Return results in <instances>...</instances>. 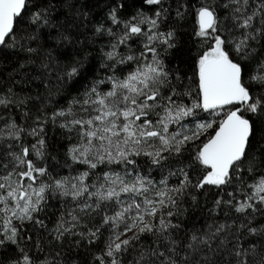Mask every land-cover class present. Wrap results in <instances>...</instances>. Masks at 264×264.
<instances>
[{"label":"snow or ice","instance_id":"6c2138e0","mask_svg":"<svg viewBox=\"0 0 264 264\" xmlns=\"http://www.w3.org/2000/svg\"><path fill=\"white\" fill-rule=\"evenodd\" d=\"M139 3L133 15L121 19L118 10H123L125 3L117 2L108 14L111 26L100 24L95 28L98 35L109 38L101 48V67L105 74L90 80L66 108L51 116H36V127L27 132L37 137L35 143H20L21 134L26 130L11 117L8 118L11 122L6 121L0 127V141H15L19 148L15 152L12 144L2 145L4 152L0 153V168L12 164L6 175H0V236L3 237L0 248L6 243L18 245L23 238L32 239L24 232L25 222L41 229L47 227L38 216L47 203V193L70 199L73 205L49 231L54 242L62 246L65 237H79L75 245L82 239L91 245L99 239L101 228L110 233L102 250L94 257L96 264H264V225L252 224L254 214L264 215V177L247 185L251 191L242 192L243 199L238 200L235 194L228 193L229 199L218 195L214 202L212 212L226 206L245 214V222L209 224L203 230L187 233L184 241L173 235L180 228V224L173 221L182 211L178 201L186 190L206 186L223 189L231 185L241 170L240 164L248 159L258 121L264 120V91H257L252 83L264 90V61L256 58L257 49L253 47L254 43L264 40V0H225L223 4L201 0L196 11L199 20L196 36L210 38L213 43L197 61L199 100L191 106L178 102L182 95L191 93L182 94L178 90L179 75H175L177 83L173 84V74L160 58L176 46V30H161V24L170 15L169 0H139ZM176 5L175 17L180 19L188 5L183 0H176ZM144 6L150 7L151 15L144 11ZM27 7L28 0H0V46L38 54V49L25 47L14 35L16 19ZM217 8L227 10V15L221 18ZM46 15L47 10H38L32 20L46 24ZM225 21L229 22L227 28ZM113 27L117 30L113 31ZM22 39L34 41L36 37L30 35ZM60 39L68 37L60 33ZM134 40L139 42L138 50L130 43ZM249 60L255 62L251 75ZM25 66L21 63L20 68ZM39 66L46 77L55 71L61 82L79 77L82 67L81 62L76 61L59 71L61 65L55 63L50 54ZM129 66L132 70L125 72ZM28 99L19 97L9 88L6 93H0V106L8 109L27 104ZM228 105L239 107L225 113L218 131L193 157V164L205 169L201 177H190L192 165H184L170 173L181 176L176 187H169L166 179L158 186L138 170L131 182L123 178L133 175L137 168L133 157L148 156L153 165L162 166L170 157L182 154L184 145L211 126L196 120L197 109L216 114ZM189 117L193 122L191 128L180 123ZM57 118L62 119L59 127L65 129L70 138L74 134L76 142L68 149L70 159L87 166L74 177H53L44 162L46 143L42 125L48 120L55 123ZM169 123L179 124L180 130L169 133ZM141 145L152 150L144 151ZM113 164L121 166V171L110 169L96 175L92 183L87 182L99 165ZM17 168L23 170L17 172ZM109 209L111 214H108ZM96 216L100 217V227L87 228L83 222ZM81 226L87 231H77ZM145 234L152 242L139 245ZM241 234L259 239L248 243ZM18 250L21 256L14 264H34L23 249ZM126 255L131 259H126ZM43 264H62L60 253H53Z\"/></svg>","mask_w":264,"mask_h":264},{"label":"trees","instance_id":"16d2710c","mask_svg":"<svg viewBox=\"0 0 264 264\" xmlns=\"http://www.w3.org/2000/svg\"><path fill=\"white\" fill-rule=\"evenodd\" d=\"M124 1L28 0V7L24 14L16 19L14 35L16 40L24 44L25 47L38 49V54H30L20 48L0 46V92H7L9 88H12L13 92L19 97H29L27 104L9 106L8 109L0 106L1 116L5 114L4 117L2 116V118L6 119L4 121L11 122L8 120L11 117L16 124L26 130L24 133L26 135L32 127H36L34 123L36 116L41 114L51 116L53 112L66 108L72 97L82 92L90 80L101 76L104 71L101 67L103 62L101 48L104 47L108 40L98 35L95 32V28L100 24L108 27L109 21H106L107 12L112 5L115 6L117 2L125 3ZM138 2L139 0H131L129 5L133 8ZM171 2L172 6L170 9L174 11L177 6L176 0H171ZM214 2L223 4L225 0H214ZM183 3L188 5L183 17L177 19L172 13L171 19L167 20L163 26L165 31L169 30V28L176 30V46L164 53V57L162 54V59H164L167 69L173 74V84L177 83L175 75H179L181 84L178 85V90L182 94L186 92L196 94L198 84H196L194 77L195 63L197 55L203 46L201 43L205 38L196 36L199 30V22L195 15L197 6L195 9H193V6L194 4L200 6L201 0L200 3L198 0H183ZM38 10H47L46 24L42 21L34 22L32 20L33 13ZM118 11L121 18L123 16L127 18L133 13L132 9L126 6V3L125 8ZM217 13L219 16L225 17L227 10L217 8ZM228 23L225 22L227 26ZM60 33H63L68 39H60ZM30 35H35L36 40L22 39V37ZM253 47L257 49L256 58L264 61V40H261L258 44L254 43ZM104 50L107 51L106 48ZM48 54H50L51 59L55 63L61 65L59 71H62L65 65H71L76 61L81 62V75L72 81L65 79L62 82L57 80L55 71L46 77L39 65L48 57ZM21 63L26 64L25 68H20ZM248 65L249 75H251L255 62L249 60ZM131 69V66H129L125 69V72ZM252 83L257 91H264L255 82ZM161 91L167 94L166 89L162 88ZM197 96H199L198 93ZM188 98L189 95H182V100ZM231 106L233 109L237 107V105ZM25 112L27 115L24 114ZM208 112L201 110L197 115H199V118H205ZM211 115L214 116L213 113ZM245 115L251 116V114L247 113ZM251 118L257 119L256 117ZM22 121L24 122L22 123ZM216 121L218 120H215V123L210 128L201 132L198 138L184 145L182 154L170 157L162 166L153 165L149 157L139 156L133 157V159L136 160L137 166L142 169L143 174L155 183L166 179L170 187L178 186L181 176L178 173L177 175H170V173L177 172V169L184 165H192L189 175L198 179L204 174L205 169L199 164H193V157L202 146L201 144L200 146L196 145L199 142L204 143L203 138L205 139L209 135L212 136L216 130L215 127L218 125ZM60 123H62V120L57 118L55 123L52 120H48L42 125L44 128L43 138L46 143V160L44 159V162H46L51 175L56 178L58 176L77 175L87 168L86 165L74 163L70 159L68 149L76 141L74 134L70 138V134L59 127ZM6 144H12V142L0 141V153L4 152L2 145ZM15 148L16 146H12V149ZM118 167L115 164L110 166L99 165L97 169L93 170L89 179H93L96 175L110 169L117 170ZM249 168H251V171L248 170ZM240 169L236 173L237 178L233 180L232 184L223 189H217L215 186H206L204 189L189 188L186 190L182 200L178 201L182 211L178 218L173 221L180 224V228L173 233L177 239L184 241L187 233L197 229L203 230L209 224L223 223L225 221L231 223L232 220H236L237 224L245 222V214L236 213L226 206H222L218 212H212L211 210L218 195L227 200L229 199L227 194L233 193L236 195V199H243L241 193L250 192L251 189L247 185H250L253 180L261 176L264 171V120L258 121L255 139L249 148L248 159L240 164ZM195 182L196 179H193V183ZM46 195L47 203L43 205L44 210L38 216L47 227L41 229L29 222H25L24 232L32 236V239H20L18 245L6 243L3 248H0V264H14V261L21 256L18 249H23L32 258L34 264H43L45 259L52 258L55 252L60 253L62 264H96L94 257L102 250L104 241L108 237L105 236L107 231L101 228L99 239L91 245L83 239L78 246L75 245L74 241L80 239L79 237H65L62 246L54 242L51 235H49V231L56 226L62 215H65L67 209L73 205L70 199L57 196V194L50 195L46 193ZM192 197H195V200ZM108 214H111V209H109ZM254 217L252 219L253 225L258 227L264 225V215L256 213ZM83 223L87 225V228L100 227V217L96 216L91 220H85ZM87 228L81 226L77 231L86 232ZM232 231L235 232V227ZM24 232L21 233V237L24 236ZM241 236L248 243H255L259 239H254L246 234H241ZM151 242L152 238L145 234L141 237L139 245L150 244ZM247 246L248 244L245 243V247ZM129 251L131 252V249ZM132 255H135V253H132ZM126 259H131V256L126 255Z\"/></svg>","mask_w":264,"mask_h":264},{"label":"rangeland","instance_id":"374dc122","mask_svg":"<svg viewBox=\"0 0 264 264\" xmlns=\"http://www.w3.org/2000/svg\"><path fill=\"white\" fill-rule=\"evenodd\" d=\"M124 1V0H123ZM128 1V2H127ZM125 3H126V6H128L130 9H132V14L131 15H133L136 11H137V9L140 7V3L138 2V4H136V5H134V7L132 8L130 5H129V2L131 3V0H126V1H124ZM198 2L200 3V0H198ZM169 3L171 4L172 2H171V0H169ZM167 6V5H166ZM171 6H172V4H171ZM197 6V8H196V10L199 8V6L198 5H196V4H194V6H193V9H195V7ZM112 7H115L114 5H112L111 6V8ZM111 8H110V10H111ZM110 10L107 12L108 14H109V12H110ZM144 11L147 13V14H149V15H151V9H150V7L149 6H144ZM172 10L170 9V15L167 17V19H166V21L167 20H169V19H171V14L173 13L174 14V17H175V12L174 11H172ZM221 13V12H220ZM108 14H107V16H106V21L108 22L109 20H108ZM130 15V16H131ZM195 15H196V13H195ZM192 16H194V15H192ZM173 17V18H174ZM220 17L221 18H223V16H221L220 15ZM121 18V17H120ZM128 18V17H127ZM127 18H125L124 16H123V18H121V19H127ZM196 19H197V21L199 22V20H198V16L196 15ZM166 21L163 23V24H161V30L162 31H165V28H163V26L165 25V23H166ZM225 22H227V21H225ZM108 26H111V24H110V21L108 22ZM224 27L225 28H227V25L225 24L224 25ZM115 29V30H114ZM117 29L115 28V27H113V31H116ZM237 34V33H236ZM93 36H94V34H92ZM238 35V34H237ZM102 37H104V39H106V40H109V38L107 37V36H102ZM131 44H132V46H133V48H136L137 50H138V44H139V42L138 41H131L130 42ZM212 43H213V41L210 39V38H208V39H204V41L201 43L203 46H202V48H201V51L198 53V55H197V60H196V66H195V72H194V77H195V81H196V84H198L199 85V79H198V75H197V61H198V59H199V56L200 55H202L203 54V52L204 51H207V50H209V48H210V46L212 45ZM123 50V49H122ZM163 57H164V53H163ZM161 59H162V55H161V57H160ZM162 60H164V59H162ZM263 60H264V57H263ZM102 64V63H101ZM132 70V69H131ZM131 70H129V71H131ZM103 74L102 75H104L105 73H104V71L102 72ZM101 75V76H102ZM83 91V90H82ZM199 86H198V88H197V93L199 94ZM0 93H6V92H0ZM196 93V92H195ZM197 93L196 94H194V93H192L191 92V95H189V98L188 99H186V100H180V101H178L179 103H183V104H185V105H188V106H191L192 104H193V102H196V101H198L199 100V96H197ZM79 94V93H78ZM237 107H239V105H237ZM235 109V108H234ZM233 108H232V106L231 105H228V106H225V108L224 109H222V110H218V112L216 113V114H214V116H212L211 114H212V112L210 111V112H208L206 115V117L205 118H199L198 116L199 115H197L196 116V120L198 121V122H203V123H206V124H210L211 126L215 123L214 121L215 120H218V121H216L217 122V124H219L221 121H223V118L225 117V113L228 111V110H234ZM202 109H197L196 110V112H197V114H199V111H201ZM157 111H159L160 112V115L161 116H163L164 115V113L160 110V109H157ZM2 112V111H1ZM0 116H1V114H0ZM3 117L5 116V114H3L2 115ZM2 116L0 117V127H2L3 125H4V123L6 122V121H4V120H6L5 118H2ZM150 118H153V119H155L154 117H150ZM61 119V118H60ZM62 120V119H61ZM24 121H22V123H23ZM20 123H21V121H20ZM19 123V124H20ZM181 124H184V125H186L187 127H189V128H191V127H193V122H192V118L191 117H189V118H186V119H184L183 121H181L180 122ZM210 126V127H211ZM218 126V125H217ZM216 126V127H217ZM210 127H206L205 129H203V130H201L200 131V133L201 132H203V131H205L207 128H210ZM215 127V128H216ZM168 129H169V133H172V132H176V131H179L180 130V125L179 124H176V123H169L168 124ZM200 133H199V135H200ZM185 134H190V133H185ZM211 137V135H209V136H207V137H205V139L203 138L202 140H203V142L204 143H207V140L209 139ZM36 139H37V137H33V136H31V135H28L27 133H26V135L24 134V133H22L21 134V141H20V143H23L24 145H31L32 143H35L36 142ZM195 140V139H194ZM202 140H200V141H202ZM7 142H12V146H16V142L15 141H11V140H6ZM204 143H202V142H199V144H197L196 146H200V144L201 145H203ZM71 144V143H70ZM69 144V145H70ZM74 144V143H73ZM68 145V146H69ZM72 145V144H71ZM70 145V146H71ZM141 148H143V150L144 151H151L152 149L151 148H149L147 145H141L140 146ZM202 147V146H201ZM196 149V148H195ZM200 149V148H199ZM12 151H15V152H18L19 151V148L16 146V148L15 149H12ZM141 157V156H140ZM143 157H148V156H143ZM32 158H34V157H32ZM45 159V158H44ZM46 160V159H45ZM5 163H7V161L5 162ZM136 164H137V162H136ZM12 169V164L11 163H8V168H1L0 169V175H6L7 173H8V171L9 170H11ZM21 170H23L22 168H17L16 169V171L17 172H19V171H21ZM138 170V172H139V174H141L142 176H144V177H147L145 174H143V171H142V169H140V167H138L137 166V168L136 169H134L133 170V175H129V176H124L123 178L126 180V182H131L132 180H133V176L135 175V172ZM115 171H117V172H120L121 171V166H119L118 168H117V170H115ZM83 172V171H82ZM100 174H102V173H100ZM99 174V175H100ZM122 174V176H123V173H121ZM78 175V174H77ZM203 175V174H202ZM74 176H76L75 174H72V175H70V176H58L57 178H60V177H74ZM261 177H264V171L261 173V176H259L257 179H255V180H253L252 182H251V184H253V183H255L257 180H259ZM148 178V177H147ZM16 179V177L15 176H13V180H15ZM94 179H95V177L93 178V179H89L87 182L88 183H92L93 181H94ZM149 179V178H148ZM151 180V179H150ZM160 183V182H159ZM159 183H156L158 186H159ZM167 184H168V181H167ZM168 186H169V184H168ZM170 187V186H169ZM57 196H58V194H57ZM104 233H106V232H104ZM108 234H109V232H107L106 234H105V236H108ZM131 233H128V235H130ZM0 238H3L2 236H0Z\"/></svg>","mask_w":264,"mask_h":264},{"label":"water","instance_id":"95a60500","mask_svg":"<svg viewBox=\"0 0 264 264\" xmlns=\"http://www.w3.org/2000/svg\"><path fill=\"white\" fill-rule=\"evenodd\" d=\"M225 118H226V117H225ZM225 118H224V119H225ZM224 119H223V120H224ZM221 122H222V121H221ZM221 122H220V123H221ZM220 123H219V124H220ZM219 124H218V126L216 127V130L213 132L212 136H211L208 140H210V139L215 135L216 131H218ZM208 140H207V142H208Z\"/></svg>","mask_w":264,"mask_h":264},{"label":"flooded vegetation","instance_id":"af4514ba","mask_svg":"<svg viewBox=\"0 0 264 264\" xmlns=\"http://www.w3.org/2000/svg\"><path fill=\"white\" fill-rule=\"evenodd\" d=\"M224 118H225V117H224ZM224 118H223V119H224Z\"/></svg>","mask_w":264,"mask_h":264}]
</instances>
